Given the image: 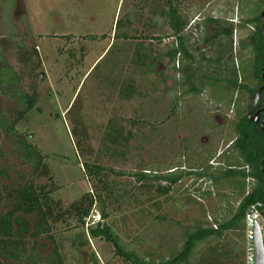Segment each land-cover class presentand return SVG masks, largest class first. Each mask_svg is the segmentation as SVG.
<instances>
[{"label":"rangeland","instance_id":"374dc122","mask_svg":"<svg viewBox=\"0 0 264 264\" xmlns=\"http://www.w3.org/2000/svg\"><path fill=\"white\" fill-rule=\"evenodd\" d=\"M15 1L0 0V50L22 75V87L37 92V103L18 126L33 132L31 139L47 154L55 175L54 196L68 204L94 192L98 180L87 175L86 158L111 167L107 186L99 184L110 211L101 221L142 254L155 249L168 256L181 245L187 226L230 216L238 204L235 195L220 193L228 188H218L208 178L189 174L172 184L149 183L132 172L223 164V150L238 134L236 121L252 101L241 83H257L256 54L251 46H240L255 23L240 24L260 14L264 0H175L185 17L180 35L192 53L182 50L176 60L168 52L174 39L181 45V36L172 35L168 0ZM130 16L121 27L129 36H114L116 21ZM218 18L230 22L232 35L220 33L215 43H207L203 38L215 33ZM19 43L30 52L27 61ZM157 56L160 61L154 64ZM41 71L45 75L39 79ZM187 73H194L197 92L187 90L192 82ZM236 76L240 85L227 79ZM75 100L82 106L92 154H83L76 144L69 111ZM0 107L18 106L0 89ZM0 145L9 153L0 156V165L8 166L0 176L12 186L19 179L16 170L30 173L31 167L5 143L1 129ZM160 184L170 185L169 190ZM11 201L6 200L5 210ZM92 207L102 210L101 201ZM21 214L17 229L23 225L29 235L33 217ZM53 233L67 264H129L112 242L92 236L90 226L78 225L75 217L54 222ZM226 237L238 239L234 231ZM37 244L45 253L55 246L46 236ZM207 244L200 243L197 250Z\"/></svg>","mask_w":264,"mask_h":264},{"label":"trees","instance_id":"16d2710c","mask_svg":"<svg viewBox=\"0 0 264 264\" xmlns=\"http://www.w3.org/2000/svg\"><path fill=\"white\" fill-rule=\"evenodd\" d=\"M169 12L168 10L167 14ZM176 12L178 21L176 32L179 33L185 24V17L178 9ZM131 18L132 16L127 19L124 17L118 19L116 37L129 36L128 31L121 30V27L127 21L130 22ZM244 21L240 25L253 22L257 26L256 29L249 32L247 37L242 38L240 43L242 47L251 46L256 54L255 74L257 83H259L264 81L260 75V71L264 68V33L260 28V15L249 16ZM222 23L229 29L225 30L220 27L216 33L206 34L203 38L204 41L215 43L220 33L232 35L233 26L226 22ZM179 50L192 56L183 36H181L180 47H174L175 52ZM34 51L37 52L35 47ZM187 77L192 81L194 73H187ZM227 79L240 85L237 76L236 78L227 77ZM256 86L249 87L245 82L241 83V88H249L252 97ZM0 89L5 95L10 96L18 106L15 110L0 107V129L3 138L6 144L8 142L11 145L18 158L31 167L30 173L16 170L19 179L12 186L2 182L0 176V260L3 264L4 262L6 264H67L65 254L53 233V223L72 216L78 220V225L84 227L86 216L92 210L95 200L101 201L103 217H108L110 215L108 202L104 198L100 186L106 184L105 176L110 170L112 171V168L86 158L83 161V167L87 175L98 180L95 182L94 192L88 191L80 199L68 204L62 198H56L53 194L55 175L47 154L31 139L33 132L23 131L18 126L19 122L33 110L37 103V92L29 93L23 89L19 73L1 54ZM187 90L197 92L199 89L192 81ZM69 111L73 123L72 131L77 136L76 144L79 145L83 154H92L94 149L87 142L89 134L82 116V106L78 100L72 103ZM236 130L238 134L235 139L227 149L223 150L224 162L222 165L213 166L207 162L206 165L190 166L188 169L171 170L167 173L151 172V170L132 172L138 180H146L149 183L154 180H165L172 184L189 174H195L197 178H208L218 188L220 186L228 188V192L220 193L235 195L238 204L231 209L230 216L223 219L216 218L210 223L201 220L187 226L183 231L181 245L174 246L168 256L155 249L142 254L136 249L127 247L115 228L108 222L99 221L94 225L91 224V235L104 237L112 242L115 245L116 253L129 264H245L247 208L255 200L264 201V129L258 122L251 120L246 113L236 121ZM116 138L112 137L114 140ZM8 154L5 145H0V156L4 157ZM7 167L0 165V175L8 169ZM116 172L125 173L124 171ZM30 174H32L31 177ZM44 177L48 178L50 182L41 183V179ZM160 186L164 189L163 191H168L170 188V185L160 184ZM7 199H11L13 205L5 210ZM21 213L33 217V230L29 235L23 232V225L21 231L17 229V223H22ZM229 231L236 232L238 239L232 241L231 238L226 237ZM41 236H46L55 243V246L47 253L43 252L37 244V240ZM204 241L208 244L197 250L199 244ZM156 254L157 256H155ZM194 255L196 257L193 260Z\"/></svg>","mask_w":264,"mask_h":264},{"label":"built area","instance_id":"2783aa9c","mask_svg":"<svg viewBox=\"0 0 264 264\" xmlns=\"http://www.w3.org/2000/svg\"><path fill=\"white\" fill-rule=\"evenodd\" d=\"M103 219L102 211L93 207L86 216V225L97 223ZM245 226V264H258L257 227L261 231L264 245V201L255 200L251 202L246 212Z\"/></svg>","mask_w":264,"mask_h":264},{"label":"flooded vegetation","instance_id":"af4514ba","mask_svg":"<svg viewBox=\"0 0 264 264\" xmlns=\"http://www.w3.org/2000/svg\"><path fill=\"white\" fill-rule=\"evenodd\" d=\"M174 2H175V0H168V4H169V14H168V17H169V23L171 24V26L173 27V29H174V31H173V34L172 35H176V34H178V35H180L181 34V31L179 32V33H177L176 31V29H177V27H178V21H177V16H176V9H178L177 8V6L174 4ZM12 3H15L16 4V1L15 0H12ZM18 3V2H17ZM264 9V8H263ZM261 13V12H260ZM128 14V13H127ZM260 15V14H259ZM118 21V20H117ZM117 21H116V28H117ZM222 18H218V22L220 23V26L216 29V31H215V33L218 31V29L220 28V27H223L225 30H228L229 29V27H225L224 26V24L222 23ZM229 24H230V22H228ZM247 24H249L250 25V23H247ZM261 24H262V21H261ZM252 27H253V29L252 30H254V29H256L257 28V26L256 25H251ZM261 28V27H260ZM252 30H250V32L252 31ZM116 31V30H115ZM115 31H114V36H115ZM220 35V34H219ZM175 46H179L180 47V43L177 41V39H174L173 40V43H172V48H170L169 49V55L172 57V58H174L175 60H176V58H177V53H180L182 50H179V51H177V52H175L174 51V47ZM240 46H241V44H240ZM19 47L22 49H24V45L22 44V43H19ZM34 49V48H33ZM35 49L37 50V46H35ZM25 51H26V48L24 49ZM25 54L23 55V60H25V61H27L30 57V52H24ZM0 54L1 55H3L5 58H6V56H5V53L3 52V51H1L0 50ZM231 54V53H230ZM229 54V55H230ZM6 60H7V58H6ZM8 61V60H7ZM157 61H160L159 60V57L157 56L156 58H154V64L157 62ZM9 62V61H8ZM10 63V62H9ZM11 64V63H10ZM12 65V64H11ZM168 65V64H167ZM13 66V65H12ZM153 66V65H152ZM14 67V66H13ZM14 69H15V67H14ZM16 70V69H15ZM17 71V70H16ZM17 73H19L18 71H17ZM40 73H43V76L45 75V72L44 71H41V72H39V74H38V78H39V75H40ZM264 68H262V70L260 71V75H261V77H263L264 78ZM19 75H20V79H22V75L19 73ZM43 76L41 77V78H39V79H42L43 78ZM256 89H255V91H254V93H253V97H252V101H251V103L249 104V108H250V106H251V104L253 103V100H254V97H255V93H256V91H257V89L258 88H260V87H263L262 88V90H261V93H260V97H259V100H258V103H257V105H256V107L254 108V110H253V113H256L257 111L259 112V120H254V121H256V122H258L260 125H261V127L264 129V123L262 124V120H264V101H263V98H264V81H262V82H259V83H256ZM24 89V88H23ZM36 92V91H35ZM29 93H33V92H29ZM249 108H248V111H249ZM248 111H247V115H248ZM249 116V115H248ZM226 118V117H225ZM224 117H223V119H225ZM250 118V117H249ZM252 120V119H251ZM207 143H209L210 141H211V136L210 135H208L207 137Z\"/></svg>","mask_w":264,"mask_h":264},{"label":"water","instance_id":"95a60500","mask_svg":"<svg viewBox=\"0 0 264 264\" xmlns=\"http://www.w3.org/2000/svg\"><path fill=\"white\" fill-rule=\"evenodd\" d=\"M260 19L262 21L261 31H262V33H264V9L260 13ZM42 76H43V73H40L39 78H41ZM262 88L263 87H260L257 89L253 103L251 104L249 111H248V115H249L250 119H252V120H259V112L257 111L256 113H253V110L258 103ZM263 101H264V98H263ZM263 123H264V120H262V124ZM256 241H257V248H258V264H264V245L262 242L261 231L258 227H257V240Z\"/></svg>","mask_w":264,"mask_h":264}]
</instances>
